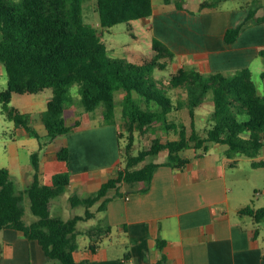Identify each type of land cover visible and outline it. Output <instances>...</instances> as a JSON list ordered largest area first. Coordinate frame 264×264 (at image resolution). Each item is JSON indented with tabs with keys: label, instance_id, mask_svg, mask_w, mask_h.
I'll use <instances>...</instances> for the list:
<instances>
[{
	"label": "trees",
	"instance_id": "trees-1",
	"mask_svg": "<svg viewBox=\"0 0 264 264\" xmlns=\"http://www.w3.org/2000/svg\"><path fill=\"white\" fill-rule=\"evenodd\" d=\"M174 1L183 7L181 0ZM213 5L212 1H204L200 8ZM96 9L99 27L84 21L83 0H0V60L8 74V85L0 91L5 116L17 128L38 137L34 123L40 120L47 143L79 127V119L72 124L66 119V105L74 103L70 87L78 84L79 102L85 110L102 107L105 122L117 125L120 117L128 132L124 161L96 192L70 196L71 205H84L85 211L68 219L52 215L51 210L54 200L70 183L69 171L56 172L51 182L42 183L39 153L34 152V179L18 193L10 170L0 169V230L22 231L29 239L37 240L45 255L58 264H87L88 260L75 257L79 234L89 236L88 248L94 251L113 227L100 220L80 231L78 223L105 211L112 196L147 190L159 164L154 158L162 151L168 152L166 164L180 168L189 162L183 155L188 149H193L197 157L220 143L226 144L229 152L254 157L264 145V94L249 67L227 74L181 66L165 79L157 73L170 67L175 53L161 39L153 38L150 55L134 59L110 54L101 36L118 23L132 27L134 20L149 17L152 0H96ZM255 13L250 9L248 19L264 20V15L255 17ZM240 31L241 25L229 28L225 41H234ZM47 88L52 89V95L44 111L21 112L10 104L14 92L33 94ZM120 92L123 96L119 105ZM205 108V121L198 126V110ZM184 112L189 122L181 116L178 120L171 118ZM122 133L118 130V140ZM136 133L150 134V144L138 148L137 153ZM57 157L68 161L70 148L62 146ZM252 164L264 167V160ZM24 196L29 198L36 216L31 223L25 220ZM95 204L96 211L91 209ZM238 212L250 215L256 223L264 221V206L246 205ZM255 234H260L259 227ZM164 243L158 240L160 247ZM163 262L164 258L156 264Z\"/></svg>",
	"mask_w": 264,
	"mask_h": 264
},
{
	"label": "crops",
	"instance_id": "crops-1",
	"mask_svg": "<svg viewBox=\"0 0 264 264\" xmlns=\"http://www.w3.org/2000/svg\"><path fill=\"white\" fill-rule=\"evenodd\" d=\"M204 1L214 5L202 9ZM152 2V14L141 20L151 30L152 41L157 37L174 51L173 62L177 60L180 67L227 74L249 67L254 74L253 63L259 60L262 67L257 71L262 77L264 20L248 19V13L253 9L255 17L264 15V0H181L183 7L174 0ZM239 25L241 31L236 39L226 42V31ZM65 134L46 144L68 135V142L62 145L70 148L67 187L80 196L96 192L119 167L118 129L114 124L100 122ZM42 136L46 139V129ZM99 138L103 139L102 149ZM216 144L228 152L226 144ZM206 154L196 157L194 150L183 154L189 162L180 168L165 163L168 152L155 157L159 164L150 187L112 196L106 210L91 218L96 220L92 225L100 220L109 222L112 232L94 251L88 244L82 247L78 238L76 259L88 260L87 264H156L163 258V264H264V245L259 241L260 234H255L257 225L249 224L243 217L246 214L238 212L250 204L235 202L232 206L227 168L223 166L220 172L209 174L202 163ZM52 171L46 154L39 160L40 181L51 182L56 173ZM33 179L34 171L29 184ZM61 209L57 206V211ZM114 230L128 247L124 258L111 255L104 245ZM159 239L165 240L162 247ZM0 264L58 263L45 255L37 240L29 239L20 230L5 228L0 230Z\"/></svg>",
	"mask_w": 264,
	"mask_h": 264
},
{
	"label": "rangeland",
	"instance_id": "rangeland-1",
	"mask_svg": "<svg viewBox=\"0 0 264 264\" xmlns=\"http://www.w3.org/2000/svg\"><path fill=\"white\" fill-rule=\"evenodd\" d=\"M83 18L85 22L99 27V14L96 9V0H83ZM99 30H101V28ZM101 36L106 43L110 54L114 56L140 59L143 55H150L152 53V32L147 25L143 24L141 19L134 20L132 27H129L127 23H118L109 30L105 29ZM176 61L177 60H175L168 69L157 73V75L163 76V78L167 79L171 72L176 71L180 67V63ZM261 67L262 64L259 60L253 63V78L258 84L260 92L264 94V79L257 71L260 70ZM7 85L8 74L6 66L5 63L0 60V91L4 90ZM78 87V84H74L69 90V94L74 96V103L66 105L67 123L72 124L79 119V126L85 128L90 124L93 126L100 122L101 124L107 123L103 120L102 107L97 108L95 111H87L82 107L79 102L80 94L78 93ZM51 95V88L33 94L14 92L12 93L10 104L15 106L21 112L34 113L44 111L47 108V102ZM122 96V92L117 95V102L119 105L122 102ZM207 111L206 108L198 110L199 114L196 116L198 126H202ZM180 116L185 117L186 122H189L186 112L175 116L173 115L171 118L173 117L178 120ZM117 122V125H115L116 128L123 132L118 140V157L120 158L121 163V161H124L125 157L124 150L127 143L128 132L124 129L123 121L120 117ZM34 126L39 137L24 128H17L15 123L9 120L2 112L0 102V169L7 167L10 170V176L15 183V188L18 193L23 191L32 179L34 171L32 154L34 152L39 153L40 159L44 158L47 154V157L51 162V168L53 169L52 172L69 171L70 169V160H59L56 155L57 149L65 144V142H68V135L61 136L62 138H58L51 144H46L43 141L45 136H42L45 131L44 124L38 120L34 123ZM161 133L162 137L166 139V133L163 131H161ZM149 135V133H136L135 153L138 152V148L150 144ZM170 137L176 136L175 134H171ZM44 140L46 141V139ZM97 141H101L98 145L102 149L103 139L99 138ZM219 147L218 144H213L209 152L203 157L202 163L208 167L207 172L209 174L220 172L223 166L227 168V181L232 189L230 191L232 206L235 202H244L245 205L250 204L253 207L264 206V167H254L252 164L253 161L264 160V145L260 149L259 154L254 157L239 152H227ZM103 149H106V147ZM189 150H185L183 154L185 155L193 152V149ZM50 151H53L52 155L48 154ZM160 155L161 157L166 156L167 151H163ZM43 181L48 182L46 179ZM72 193V189L66 187L65 191L58 197L56 201L57 204H55L52 209V215H59L67 219L74 214L84 213V205H71L70 196ZM23 205L26 209L25 220L27 223H31L36 216L30 208V200L27 196H24ZM57 206L62 207L61 211H57ZM97 207L98 204H95L91 209L96 211ZM233 215H235L234 212ZM243 217L245 221L249 222L252 226L257 225V227L260 228L259 241L264 245V221L256 223L250 215H245ZM95 222V219L80 221L78 223V228L80 229L92 225ZM121 237L122 235H120L117 230H114L110 238L105 239L104 245L108 248L111 255L124 258L128 251V247H125L122 243L123 240ZM78 238L82 247L89 244L90 238L87 234H79Z\"/></svg>",
	"mask_w": 264,
	"mask_h": 264
}]
</instances>
